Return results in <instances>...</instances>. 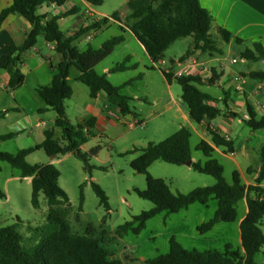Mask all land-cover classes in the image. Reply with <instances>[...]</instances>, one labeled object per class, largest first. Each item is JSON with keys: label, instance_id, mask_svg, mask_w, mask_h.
Wrapping results in <instances>:
<instances>
[{"label": "trees", "instance_id": "trees-1", "mask_svg": "<svg viewBox=\"0 0 264 264\" xmlns=\"http://www.w3.org/2000/svg\"><path fill=\"white\" fill-rule=\"evenodd\" d=\"M10 4L0 11V29L9 16H20L30 25L19 46H10L5 55L0 57V70L5 71L9 80L7 88L14 91L24 83V75L18 65L22 56L37 44L39 35H43L48 44H54V51L60 55V62L51 68L52 79L47 86H38L36 93L44 102L45 107L38 110L43 113L51 110L55 113L54 127L61 130L58 139L53 138V132L45 131L41 144L21 149L16 153L0 152V161L19 171L21 178H31L30 202L34 209L39 208V197L44 199L46 210L45 224L35 229L38 240L34 247L25 248L22 245V235L18 232L20 222L0 228V264H123L120 260L110 259L106 249L90 233L76 234L68 222L70 210L69 199L59 186L60 173L54 164H29L26 157L35 151L43 150L47 157L54 158L71 154L84 165V171L90 173L89 156L96 154L98 147L88 153L80 147L87 142L90 132L83 130L92 127V120L72 126L69 124L65 101L72 96V88L68 83L69 71L75 68L79 75L77 81L88 89L89 98L93 99L103 92L108 104L115 106L123 116L136 113L130 106L131 99L121 95L120 90L131 81L121 86L112 85L105 74L99 75L94 67L112 54L114 49L123 42V35L110 37L97 49L88 46L81 51L73 46V41L90 30H98L107 24V19L92 24L73 37L63 38L64 34L58 26L59 17H52L42 24V16L37 14L43 5L62 6L67 0H9ZM92 7H100L102 0H85ZM125 23L145 53L155 63L162 59L165 50L175 41L190 38V48L179 58L184 61L195 52L202 56H221L222 50L217 41L212 38L213 22L209 13L201 7L198 0H146L144 5L125 16ZM218 39L223 43L232 41L236 45L245 42L233 37L228 32L218 28ZM240 54L241 59L249 62H264V49L259 43H250ZM129 59L118 63L109 69L110 74L134 70L135 65H128ZM153 68V67H152ZM168 82L174 80L180 86V99L187 108L189 118L196 124L203 120H213L221 114V110L209 102H215L197 86L201 84L198 75H186L172 78L163 73ZM246 77L264 80V72H252ZM138 79V78H137ZM213 80L208 84L212 85ZM248 120L245 125L251 130L264 128V117L257 118L252 106L246 103ZM1 116V114H0ZM214 147H222L226 152H232V142L220 137L207 129ZM14 134L0 137V142L12 139ZM190 132L180 128L171 136L159 143H149L141 148L140 154L130 162V168L145 176V189L134 190L138 198L149 201L153 207L132 220L119 225L114 233L123 237L127 233L138 235L145 223L156 215L178 213L189 206L199 204L206 206L210 200H215L217 208L214 216L200 224L197 231L200 234L211 231L219 223H234L237 221V204L245 200L247 213L239 225L241 249L234 250L226 245L223 251L217 250H185L175 239L168 242L169 249L165 255L148 260L146 264H255L253 257L264 249V236L260 230V222L264 220V189L260 186L264 179V144L259 150L260 166L253 186L245 187L240 183L236 171L231 174V182L223 176L222 166L212 157L213 148L205 141L199 142L194 150L200 152L206 160L204 163L194 162L191 169L211 176L215 183L210 187L196 188L189 193L180 194L170 191L162 180L151 177L147 170L155 162L160 161L170 165L180 166L191 160L189 144ZM103 171L106 169L101 168ZM90 187L98 199V203L108 212V198L101 188L90 183ZM80 190V205L82 202V185ZM4 194L0 191V199Z\"/></svg>", "mask_w": 264, "mask_h": 264}, {"label": "rangeland", "instance_id": "rangeland-1", "mask_svg": "<svg viewBox=\"0 0 264 264\" xmlns=\"http://www.w3.org/2000/svg\"><path fill=\"white\" fill-rule=\"evenodd\" d=\"M113 5L112 0H105L103 9H110ZM72 17V15L68 16L70 19H68L67 26L61 28L63 33H66L65 29L72 25L70 21ZM73 21L75 22V19ZM109 33L111 32L92 37L93 40L92 38L87 40L86 37L92 33H86L76 42V45L81 51L88 46L93 48L102 39H109L111 35ZM210 34L217 41V46L223 50V56L229 55L228 57L236 58L238 64L234 67L241 66L239 53L246 47L251 48V44L247 42L242 46L233 44L228 47L226 43L220 42L215 34L211 32ZM38 42H43L42 37L38 38ZM131 44L134 46L137 43ZM190 44V38L175 41L165 50L162 59L167 64L170 60H178L190 48ZM122 48H116L111 55L94 67V71L100 74L104 66L112 67L123 62ZM250 65H253L257 71H264V62L262 61L250 62ZM21 67L19 64L18 68ZM149 68L150 65L147 64L146 68L142 69L140 64L137 71L128 70L114 73L109 78V82L116 86L139 74L140 80L136 78L137 80L131 81L129 85L123 86L120 94L131 99L130 106L136 113L135 120L143 119L142 125H135L131 129L127 126H118V129L114 130L115 136H111V131L101 135L96 129H91L94 137H88L87 142L82 145L85 153L98 147L96 154L89 156L90 173L84 171L83 163L72 155L58 156L52 163L60 173L59 186L69 199L68 222L71 229L76 234L90 233L106 249L110 259L120 260L123 264H146L145 262L148 260L165 255L168 252V242L171 238L188 251H223L228 243L234 250H238V235L233 223H219L211 231L203 234L197 231L200 224L214 216L217 208L215 200H210L206 206L191 205L178 213H160L148 220L138 235L129 232L120 238L114 233L119 225L131 221L132 217L153 207L149 201L138 198L134 191L145 189V176L136 174L130 168V162L140 154V151H137L135 156L132 155V152L125 153V151L133 149V142L142 143V146H135L137 150H140L141 147H145L149 143L156 144L165 140L177 131V123L180 122L174 118L173 111H165L167 96L165 92L161 93L160 70L152 71L148 70ZM174 69L176 70L178 67L175 66ZM23 75L25 77L23 90L33 91L36 87V75L30 73ZM77 75L78 71L71 68L68 81L74 90V95L71 101L65 102V111L72 124L76 123L77 116L74 105L82 108V105L89 100L88 89L77 81ZM173 87L176 95L179 96L181 94L180 86L174 82ZM197 87L201 92H206L205 86L198 85ZM207 93L214 96L218 91L211 89ZM106 104L110 111L115 113L116 107ZM116 115L119 116L118 113ZM127 118L134 119L133 116ZM241 128L251 132L245 125H242ZM198 142L199 140L194 136L190 139L192 150ZM19 147L17 141L4 142L0 147V152H14ZM192 153L201 163L206 160L200 152L193 150ZM213 158L215 157L213 156ZM48 160L49 157L43 150L35 151L26 158L27 163L31 165L46 164ZM219 161L223 167V176L228 182L231 179L233 168L225 162ZM147 172L153 178L162 179L173 193L186 194L196 188L210 187L215 183L211 176L200 174L184 165L176 166L160 161L153 163ZM90 183L98 185L106 194L110 208L108 212L99 205ZM262 183L264 184V179ZM81 185L82 202L80 205L79 186ZM0 191L4 194V198L0 199V228L13 225L18 220L20 222L18 232L22 235L23 247H34L38 240L35 229L43 226L46 219L47 208L43 197H39V208L34 209L30 202V183L27 179L21 178L19 171L1 161ZM243 211L244 201L242 200L236 206L237 216L242 215ZM259 227L264 236V220L260 222ZM253 261L255 264H264V249L253 257Z\"/></svg>", "mask_w": 264, "mask_h": 264}, {"label": "crops", "instance_id": "crops-1", "mask_svg": "<svg viewBox=\"0 0 264 264\" xmlns=\"http://www.w3.org/2000/svg\"><path fill=\"white\" fill-rule=\"evenodd\" d=\"M112 1L114 4L113 7L105 10L103 9L105 0H102V5L98 8H92V6L85 0H67L60 7L55 5H43L38 9L37 14L43 17L42 24L52 17H59L58 26L60 31L61 28L67 26L68 19H70L68 16L72 15V20H70L72 25L65 29L66 33L61 31L64 34L63 38L65 39L73 37L81 30L90 27L89 23L83 16V11L90 8L98 16L108 20L107 24L100 27L98 30L92 29L87 32L92 33L93 36L90 35L91 38L100 34L103 35V33L109 31L111 32L109 33L111 34L110 37L123 35V42L116 48L123 47V59L128 58V65L136 66L134 70L130 71H137L140 64L142 69L146 68V65L149 64L150 68L148 70L154 71L155 68H152L151 60L145 53L143 47L137 42L133 34L130 32L128 25L124 21L127 14L144 5L146 0ZM198 1L201 7L204 8L211 16L213 22V30H211V33L215 34L217 38L218 36L216 34V30L220 28L231 34L233 37L243 40L245 43H259L264 49V0ZM9 4V0H0V11L6 8ZM73 19H75V22ZM29 30L30 25L24 18L20 16L7 17L0 29V57L7 53L10 46H19L23 42L25 34ZM84 34L77 37L73 41L72 45L77 47L76 42H78ZM39 37H42L43 42H38ZM38 38L36 46L23 54L22 62L20 63V66L22 67L18 68L23 74L30 73L36 75V87L33 90L34 92L23 90L24 83L21 87L14 91L8 90L7 83L9 76L5 71L0 70V137L7 134H14L12 139L0 142V147L4 142L12 140L17 141V144L20 146L17 151L35 147L42 143L44 133L47 130L53 132L54 139H58L62 135L61 130L55 128L53 125L55 120V113L53 111L48 110L43 113L38 112V110L44 108L45 105L35 90L38 86H47L50 84L52 79L51 68L55 67L60 62V55L54 51L55 45L48 44L43 35H39ZM106 40L107 39H102L99 43H97V45H95V47H93V49L99 48ZM135 42L137 43V46L134 44L133 45L135 47L131 46V43ZM226 44L228 47H231L234 43L230 41ZM240 54L241 52L239 53V62L241 66L238 67H234L238 64L237 59L234 57H228L229 55L223 56V50L221 56H202L199 52H195L189 56L190 58L195 59L196 66L189 69L188 75H198L200 77V86L202 85L206 87V92L203 93L215 100L214 103L209 102V104L216 106L222 111L221 114L213 120H203L200 124L194 123L189 118L187 108L181 102L180 95H176L174 91V80L172 82H168L163 76V73L159 71V83L162 87L161 93L165 92L167 96L165 111H173L174 118L177 121H180L177 123L176 130L178 131L182 127L187 128L190 132V139L194 136L199 140V142H207L214 150L212 157L214 156V159L218 163L220 162L219 160H221L222 162L232 166L233 172L236 171L239 175L240 183L245 187H248L253 186L257 178L260 166L259 150L264 144V128L251 130L245 125L244 122L248 120L246 103H249L252 106L257 118L264 117V80L261 81L252 79L246 77V75L252 72L264 71L255 70V67L250 65L249 61L241 59ZM189 57H187L183 62H185ZM233 59L236 60L234 63L231 62ZM110 68L111 67L109 66H104L100 73L105 74L108 80L111 76L109 73ZM136 76L137 77H133L129 80L134 81L137 80L136 78L140 80L139 74ZM68 79L69 76L67 80ZM210 79L214 82L212 85L208 84ZM211 89H216L218 93L214 96L208 94L207 92ZM72 92L71 98L67 101H71L73 98V89ZM106 103L105 94L100 92L95 98H89V100L82 105V108L74 105L77 113L75 124L71 123L66 112L67 120L72 126L83 124L86 121L92 120V127L90 129L85 127L83 130L84 133L90 132V136H93L91 129H96L101 135L105 132L111 131V136H115L116 133L114 130L118 129V126H127V128L131 129L135 126L132 125L134 122H143V119L136 121V115H121L117 108L115 113H113L110 111ZM155 104H157V102H155ZM117 113L119 116L116 115ZM115 116L118 117V120L115 119ZM128 116H133L134 119H128ZM242 125L249 128L251 132L244 131V128H241ZM207 129L217 133L225 140L227 139L228 141H231L233 146L232 152H226L222 147H214L211 143V138ZM234 136H236V138H233ZM132 146L133 149L131 151L126 150L125 153L132 152V155L135 156L137 153V151H135L137 150L135 146H142V143L133 142ZM80 149L83 152L82 146ZM193 150L191 149V164L194 162H200L199 159H197V157L192 153ZM17 151L7 152L16 153ZM31 155L32 154L26 158ZM69 155L71 154H67L65 156ZM56 158L57 157L49 158L47 163L52 164L55 162L54 160ZM24 179H27L29 183L31 181V178ZM228 182H231V179ZM260 186L264 189L263 183H261ZM4 190L6 192V185ZM243 201L244 211L242 215L237 217V221L233 223L235 224V231L238 235V248L240 251H242V249L239 225L247 213L246 202L245 200ZM226 245H229V243Z\"/></svg>", "mask_w": 264, "mask_h": 264}, {"label": "built area", "instance_id": "built-area-1", "mask_svg": "<svg viewBox=\"0 0 264 264\" xmlns=\"http://www.w3.org/2000/svg\"><path fill=\"white\" fill-rule=\"evenodd\" d=\"M83 16L85 20L91 26L94 23L100 22L101 20L105 19L103 17L98 16L92 9L87 8L83 11ZM91 36H87V39L90 40ZM236 60H231L234 63ZM178 67L177 70L174 67ZM196 66V61L194 58H188L185 62L177 61H169V64L165 62L163 59L158 60L155 63H152V67L155 69L160 70L162 73L170 74L172 78H179L182 76L188 75L189 69ZM115 119L118 120V117L115 116ZM132 125H142V123L134 122ZM227 140V139H226Z\"/></svg>", "mask_w": 264, "mask_h": 264}, {"label": "water", "instance_id": "water-1", "mask_svg": "<svg viewBox=\"0 0 264 264\" xmlns=\"http://www.w3.org/2000/svg\"><path fill=\"white\" fill-rule=\"evenodd\" d=\"M183 165H184V166H187V167H190V166H191V160L188 161V162H186V163H184Z\"/></svg>", "mask_w": 264, "mask_h": 264}]
</instances>
